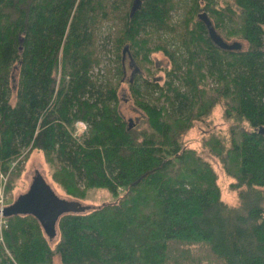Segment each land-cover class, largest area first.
Returning <instances> with one entry per match:
<instances>
[{
    "label": "trees",
    "instance_id": "trees-1",
    "mask_svg": "<svg viewBox=\"0 0 264 264\" xmlns=\"http://www.w3.org/2000/svg\"><path fill=\"white\" fill-rule=\"evenodd\" d=\"M180 7L186 58L152 38L176 31L171 12ZM105 21L116 22V82L108 70L93 71ZM208 25L224 43L244 40L245 49L220 46ZM125 46L139 69L127 83L143 116L130 129L118 108ZM156 50L172 63L168 79L138 83ZM207 77L217 85L205 86ZM217 105L228 125L203 136L202 146L233 179L235 204L222 200L211 163L182 142ZM77 121L86 124L79 137ZM260 129L264 0H0V170L17 160L6 193L19 161L38 149L67 195L103 188L114 199L63 213L53 246L35 216L9 214L0 264H52L54 255L62 264H264Z\"/></svg>",
    "mask_w": 264,
    "mask_h": 264
},
{
    "label": "rangeland",
    "instance_id": "rangeland-1",
    "mask_svg": "<svg viewBox=\"0 0 264 264\" xmlns=\"http://www.w3.org/2000/svg\"><path fill=\"white\" fill-rule=\"evenodd\" d=\"M187 1V0H182ZM228 0H219L220 5H224L225 2ZM206 10L204 11V13ZM184 16L183 8H178L176 11L171 12V21L175 22L177 24L176 31H160L158 34L159 36H152L154 39L153 43H156L158 41H161L168 50L172 51L177 54H179L178 57L186 58V52L183 49L180 41V34L181 30V22ZM105 21L103 25L101 26L100 30L98 31V36L96 40V47H97V54L100 58L99 65L93 69L94 73H101L104 74V69L108 70L107 76L110 78L113 82H116L118 79V73L116 71V55L117 52H120L119 49H116V45L114 43V31H116V22ZM226 40V39H225ZM227 43L234 44L237 43L242 47V49H245L246 43L244 40H241L240 38H231L226 40ZM151 47H154L152 45ZM176 51L178 53H176ZM128 53H125V76L123 80L120 82L118 87V95H119V103L118 108L121 112L123 118L125 121H131L134 122L137 120V123H141V117L142 111L140 110V107L135 102V96L131 94L129 90V86L127 83L128 78L131 75L132 66L129 65V58ZM117 63V62H116ZM172 68L171 61L160 51H152L149 53L148 61L143 65L142 74L137 79V82L145 81L144 78H147V80H156L157 84L159 86H162L164 82L168 79L167 70ZM205 86L209 87H215L217 85L216 80L213 77H207L204 79ZM144 85L140 87L141 90H143ZM142 97L145 98L144 94L142 93ZM14 94H12L11 100L13 101ZM138 100H141V97L138 98ZM137 101V100H136ZM140 121H139V120ZM139 125V126H140ZM228 125V122L224 120L222 117V105H217L213 108L211 114L205 118L203 121H194L193 126L188 129L182 136V142L191 148H194L197 150V152L205 159H207L211 165L213 166L216 174H217V182L221 190V198L223 201L229 203V204H235L237 202V194L236 190L232 189L230 186V183L233 181V179L226 175L225 171L223 170L219 160L214 157L207 148L202 146V137L207 136L209 133H217L222 132L226 129ZM246 129H249V126L246 124L243 125ZM86 131V124L82 121H77L74 124L73 127V134L77 137L82 136L85 134ZM218 134V133H217ZM15 160H13L14 162ZM20 162V163H19ZM19 164L23 165L22 170L18 174L16 178L13 180V186L11 193L8 194V201L7 205H10V203H20L23 204V201L20 200L21 194H25L30 186V183L33 181L34 176L37 174L35 171L37 170L39 174L44 178L51 187L55 190V192L63 198L70 199V200H76L79 201L82 204H88L92 207L101 205L102 203H106L109 201L114 200L112 195L107 189L103 188H91L85 191V195L82 198L79 197H73L67 195L62 187L52 178V172L53 168L51 165H49L43 157V154L38 149H33L28 154L26 160L19 161ZM18 164V165H19ZM7 170L6 173H8V176L10 172L14 171L17 164L14 166H11L10 169ZM10 169V170H9ZM81 186V187H80ZM80 188H83V185L80 184ZM261 190L264 193V187L261 188ZM119 191L121 192L122 189L119 188ZM122 193V192H121ZM8 221V219H7ZM56 233L55 235L50 239V245L53 246L57 241ZM4 253L6 251L3 250ZM8 254V253H6ZM1 259V256H0ZM52 264H62L60 256L54 255L52 257Z\"/></svg>",
    "mask_w": 264,
    "mask_h": 264
},
{
    "label": "water",
    "instance_id": "water-1",
    "mask_svg": "<svg viewBox=\"0 0 264 264\" xmlns=\"http://www.w3.org/2000/svg\"><path fill=\"white\" fill-rule=\"evenodd\" d=\"M200 17L205 18V13L202 12ZM209 30L211 31L212 39L219 44L220 46H240L237 43L227 44L221 41V38L212 32V28L208 25ZM127 47L125 46L122 50V55L125 57ZM128 56L129 55V52ZM129 65L133 67V70L130 75V82L134 73H137L139 69L134 65L133 61L129 60ZM133 126L131 119L128 121V129ZM264 129H260L262 131ZM20 200L23 201V204L20 203H11L3 209V215L8 216L16 212L27 213L35 216L42 226L43 231L46 236L51 239L56 233V224L58 218L66 212H83L93 208L88 204H82L76 200H70L63 197H60L51 185L45 181L44 178L37 172L34 176L33 181L30 183L29 189L25 194H21Z\"/></svg>",
    "mask_w": 264,
    "mask_h": 264
},
{
    "label": "built area",
    "instance_id": "built-area-1",
    "mask_svg": "<svg viewBox=\"0 0 264 264\" xmlns=\"http://www.w3.org/2000/svg\"><path fill=\"white\" fill-rule=\"evenodd\" d=\"M17 160L14 162H11V166H14L16 164ZM9 169V170H10ZM8 173H4L0 170V245H2L3 248H5V251L8 253L6 246L4 244L3 235L2 232L6 226L7 223V217L3 215V209L7 205V201L9 199L8 194L5 191L6 181H7Z\"/></svg>",
    "mask_w": 264,
    "mask_h": 264
},
{
    "label": "crops",
    "instance_id": "crops-1",
    "mask_svg": "<svg viewBox=\"0 0 264 264\" xmlns=\"http://www.w3.org/2000/svg\"><path fill=\"white\" fill-rule=\"evenodd\" d=\"M36 173L38 172L37 170L35 171ZM39 173V172H38ZM46 181V180H45ZM47 182V181H46Z\"/></svg>",
    "mask_w": 264,
    "mask_h": 264
},
{
    "label": "flooded vegetation",
    "instance_id": "flooded-vegetation-1",
    "mask_svg": "<svg viewBox=\"0 0 264 264\" xmlns=\"http://www.w3.org/2000/svg\"><path fill=\"white\" fill-rule=\"evenodd\" d=\"M132 70H133V67H132ZM132 70H131V71H132Z\"/></svg>",
    "mask_w": 264,
    "mask_h": 264
}]
</instances>
